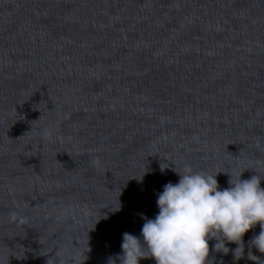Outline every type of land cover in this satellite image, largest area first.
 <instances>
[{"label": "water", "instance_id": "95a60500", "mask_svg": "<svg viewBox=\"0 0 264 264\" xmlns=\"http://www.w3.org/2000/svg\"><path fill=\"white\" fill-rule=\"evenodd\" d=\"M168 161L264 175V0H0V264L115 260Z\"/></svg>", "mask_w": 264, "mask_h": 264}, {"label": "clouds", "instance_id": "9594fccd", "mask_svg": "<svg viewBox=\"0 0 264 264\" xmlns=\"http://www.w3.org/2000/svg\"><path fill=\"white\" fill-rule=\"evenodd\" d=\"M168 167L169 163H161V172ZM249 168L207 171L184 166L178 170L175 165L173 171L179 179L164 184L157 193L158 212L153 218L140 214L144 221L140 234L124 232L121 252L115 260L109 257L107 264H140L149 258L154 264H214L210 241L212 253L227 255L231 251L233 261L247 255L260 262L252 249L264 253V175L255 170L257 174L241 178ZM220 173L228 174L227 187L218 184ZM143 174L136 177L138 182ZM257 225L259 231L247 241L245 253L244 234Z\"/></svg>", "mask_w": 264, "mask_h": 264}]
</instances>
